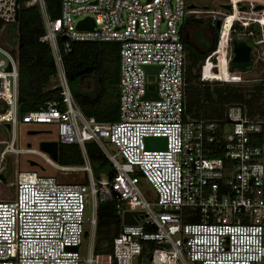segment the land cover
Returning <instances> with one entry per match:
<instances>
[{"label":"built area","instance_id":"obj_1","mask_svg":"<svg viewBox=\"0 0 264 264\" xmlns=\"http://www.w3.org/2000/svg\"><path fill=\"white\" fill-rule=\"evenodd\" d=\"M223 4L230 5L232 13L224 10L220 17V11L209 12L213 25L221 21V29L234 13L256 15L239 23L245 29L252 24L258 31L260 37L250 35L254 50L261 49L258 61L264 64V9L254 11L264 0ZM19 5L20 0H0V22L14 23ZM188 5L187 0H61L59 16L51 19L45 0L24 2L26 7L36 6L42 16L39 42L52 55L54 99L19 113L18 59L0 42V125L5 129L9 124L12 143L16 130L24 128L50 136L41 141L78 146L83 167L61 169L86 172L88 183L64 185L53 176L19 172L14 198L0 200V264H263L264 121L249 119L239 105H229L219 123L184 117L186 52L181 31L185 19L197 10H188ZM242 5L245 11L239 10ZM85 18L93 20L94 28L77 30ZM237 22L230 44L234 36L246 37L239 35ZM221 29L215 49L201 65L200 79L239 83L240 77L229 71V42L223 59L230 78L216 80L206 73L218 51ZM73 42L119 46L118 121L97 122L79 108L63 64ZM146 67L158 70L146 73ZM208 71L214 73L215 67ZM254 75L264 94V76L255 70ZM147 93L156 98L145 99ZM148 137L165 138L166 149H147ZM89 142L115 169L111 180H94L86 151ZM107 145L115 150L109 152ZM28 151L55 166L47 154L36 148L27 150L33 154ZM142 182L154 197L143 194ZM104 201H114L121 224L124 212L137 213L136 224H122L112 251L96 253L97 210Z\"/></svg>","mask_w":264,"mask_h":264},{"label":"trees","instance_id":"obj_2","mask_svg":"<svg viewBox=\"0 0 264 264\" xmlns=\"http://www.w3.org/2000/svg\"><path fill=\"white\" fill-rule=\"evenodd\" d=\"M20 0L17 20L9 25L0 22V42L5 44L18 59V103L19 113L36 110L45 102L54 99L50 90L55 74L49 47L39 42L43 35V20L36 6L26 7ZM61 0H45L46 11L51 19L59 16ZM258 33L253 27L245 31ZM214 34V38L207 33ZM4 33V34H3ZM182 39L186 52L184 72V117L187 120L221 122L229 105H239L251 119L264 121V94L258 85L232 86L220 82H204L200 79V68L205 57L215 49L217 33L210 20H198L194 16L185 19ZM219 49V47H218ZM215 53L208 68L215 72L206 73L220 80L221 69ZM253 66L264 76V64L254 62ZM63 64L71 93L79 108L87 117L97 122L112 123L119 120L118 82L119 46L112 43L73 42L63 55ZM84 73L77 75L80 71ZM219 72V73H218ZM87 155L95 181L101 178L111 180L116 172L100 148L93 142L86 144ZM61 167L80 168L84 165L81 151L76 145H59L58 162ZM88 175L83 172L82 182L64 185H84ZM122 227L120 216L115 213L114 201L99 203L97 210L96 253H110L112 241ZM88 233L86 232L85 237Z\"/></svg>","mask_w":264,"mask_h":264},{"label":"rangeland","instance_id":"obj_3","mask_svg":"<svg viewBox=\"0 0 264 264\" xmlns=\"http://www.w3.org/2000/svg\"><path fill=\"white\" fill-rule=\"evenodd\" d=\"M190 2V4L195 5L197 10L193 13L192 16H194L198 20H211L210 23H213V18L211 17L207 11H202V8L209 6L210 4V9L216 11L218 6V2H226L227 0H187ZM224 13V12H223ZM228 14V13H227ZM224 15H220V17H223ZM239 18V21L237 22V29L240 27L239 22H249L248 18H255V16L250 15V14H241L237 15ZM246 18V19H244ZM243 33V31H240ZM208 36H210L209 33H207ZM233 37V36H232ZM260 37V36H259ZM229 42V41H227ZM228 46H222V48L226 49ZM228 51V57L232 56V49H231V44L229 42V47L227 48ZM260 52L261 49L256 52H253V59L254 62L258 61V58H260ZM225 56V53L223 54L222 51H219L218 54V61L220 65L221 72H224L225 74V80L230 78V74L228 72V64L226 61L222 58V56ZM254 70L258 72V74H261V71L256 70L255 67H253L252 72H245L241 73L238 71H233L231 72V75L235 76L237 75L240 77V82L239 83H223V84H230L232 86L236 85H242V86H252L255 85V75H254ZM264 70V69H263ZM237 79V78H234ZM239 80V79H237ZM50 136H47V134L44 133H39L38 135L34 136H29L27 134L26 129L24 128H19L16 130V138L14 139L13 143L12 138L10 134L7 132L6 129H4L0 125V174L3 175L5 178V182L0 181V200L1 201H7V200H12L14 198V191H15V185H16V179L17 175L21 171H35L41 175H49L55 177L57 182L60 184H68V183H78L82 182L83 178V171L80 169H75V170H66V169H61V166L58 164H53L49 165L46 162L47 157H42L40 155L36 154H30L27 153V150L30 149H35L39 151L38 149V143L41 140L47 139ZM263 137H264V129H263ZM13 144V145H12ZM27 145H30V147H27ZM11 147V148H10ZM106 149L109 152H113L115 148L112 145H107ZM29 152V151H28ZM42 153V152H41ZM43 154V153H42ZM34 162L36 165H31L30 163ZM140 189L143 192V194L146 197L152 198L154 197V192L152 189L149 187V185L145 182H142L140 184ZM91 215V209L89 208L88 202L86 203V211H85V217H89ZM82 253L85 251V247L80 249ZM188 264H193V263H188ZM264 264V262H263Z\"/></svg>","mask_w":264,"mask_h":264},{"label":"water","instance_id":"obj_4","mask_svg":"<svg viewBox=\"0 0 264 264\" xmlns=\"http://www.w3.org/2000/svg\"><path fill=\"white\" fill-rule=\"evenodd\" d=\"M19 1V0H17ZM219 7L229 13L232 12L231 6L228 4H221ZM188 10H195L197 7L193 4L188 5ZM207 10V8H203ZM264 9V6L257 5L254 7V11H261ZM240 11H245L246 7L244 5L239 7ZM18 17V14H17ZM17 20V18H16ZM94 28V22L91 18H85L77 23L76 29L79 31H91ZM214 28L219 31L221 29V22L217 20L214 24ZM255 46L254 37L252 35H248L246 37H236L234 36L231 39V49H232V57L229 62V71H238L241 73H245L250 71L253 68L252 62V51ZM158 70L157 67H146V73H156ZM86 70L80 71L77 75L84 73ZM149 91L153 90V86L150 85L148 87ZM145 99H155L156 94L154 93H147L144 97ZM5 129L8 133L11 132V128L9 124L4 125ZM27 134L29 136L38 135V131H28ZM145 145L147 149H158V150H165L166 149V140L165 138H153L148 137L145 139ZM30 147V145H27ZM38 149L40 152L47 154L48 157L57 164L58 162V150L59 145L55 141H41L38 143ZM31 165H36L34 162L30 163ZM0 181L5 182V178L2 174H0ZM137 213L134 212H124L122 216V224L123 225H135L136 221L134 219V215ZM75 250V249H73Z\"/></svg>","mask_w":264,"mask_h":264},{"label":"flooded vegetation","instance_id":"obj_5","mask_svg":"<svg viewBox=\"0 0 264 264\" xmlns=\"http://www.w3.org/2000/svg\"><path fill=\"white\" fill-rule=\"evenodd\" d=\"M221 4H223V2H218L217 3V6H218V8H217V10L216 11H220V14L221 15H223L224 13L223 12H225L223 9H221L220 7H219V5H221ZM210 4H209V6L207 5V10H204L203 8H202V11H207V13H209L210 11H214V10H212V9H210ZM198 8V7H197ZM229 13V12H228ZM232 13V12H231ZM210 14V13H209ZM230 14V13H229ZM237 13H234L232 16H229L228 18H227V20L224 22V24L222 25V29H221V38H220V44H219V49H218V51H222L223 52V54L225 53V49L224 48H222V46H228V42L227 41H229V34H230V32H231V28L232 27H234L235 26V23L237 22V20H238V16L237 15H240V13L239 14H237ZM211 21V20H210ZM220 21V20H219ZM221 22V21H220ZM228 22H230L231 24H230V26H229V28L227 29L226 28V25H227V23ZM253 27V31H255L256 33H258V31L254 28V25H252V24H249V26L247 27V28H249V27ZM242 28V27H241ZM246 28V29H247ZM236 29H237V27H236ZM245 28H243V30L245 31L246 30ZM214 30H215V32L217 33L216 35L218 36V34H219V31H217L215 28H214ZM238 30V33H239V35L240 36H248V35H250V33H248V34H246L245 32H243V33H241L240 32V30H239V28L237 29ZM252 34V33H251ZM210 36L212 37V38H214L213 36H214V34L212 33V32H210ZM257 37H259V35L257 36ZM255 50L253 49V51H252V55H253V52H254ZM251 55V56H252ZM222 58H224V55L222 56Z\"/></svg>","mask_w":264,"mask_h":264},{"label":"bare ground","instance_id":"obj_6","mask_svg":"<svg viewBox=\"0 0 264 264\" xmlns=\"http://www.w3.org/2000/svg\"><path fill=\"white\" fill-rule=\"evenodd\" d=\"M230 24H231L230 22L227 23V25H226V28L227 29L229 28ZM220 80H225V74H224V72H221ZM29 152L35 153V151H29ZM46 161H47V163L52 164L48 159Z\"/></svg>","mask_w":264,"mask_h":264},{"label":"crops","instance_id":"obj_7","mask_svg":"<svg viewBox=\"0 0 264 264\" xmlns=\"http://www.w3.org/2000/svg\"><path fill=\"white\" fill-rule=\"evenodd\" d=\"M41 142V141H40Z\"/></svg>","mask_w":264,"mask_h":264}]
</instances>
